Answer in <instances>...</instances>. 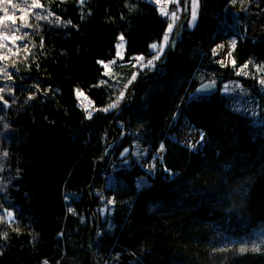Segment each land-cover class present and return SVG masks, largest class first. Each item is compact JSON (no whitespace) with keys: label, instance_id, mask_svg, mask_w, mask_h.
Returning a JSON list of instances; mask_svg holds the SVG:
<instances>
[{"label":"trees","instance_id":"trees-1","mask_svg":"<svg viewBox=\"0 0 264 264\" xmlns=\"http://www.w3.org/2000/svg\"><path fill=\"white\" fill-rule=\"evenodd\" d=\"M199 1L198 22L170 56L167 73L142 82L134 106L119 115L122 103L102 109L122 91L127 95L134 73L135 79L151 73L135 58L156 55L150 46L160 45L168 27L154 3L0 5V16L15 14V27L21 15L32 25L18 32L9 30L11 21L0 25V68L12 76L0 73V95L8 101L0 102V216L4 209L15 216L0 223V233H8L0 239V264H91L89 195L97 264H264V86L258 83L264 71L256 67L264 66V36L254 32L250 5ZM32 12H54L62 23ZM24 32L30 35L16 39ZM121 34L124 59L105 75L97 62L116 59ZM245 63L248 75H237ZM212 81L216 94L197 91ZM78 90L93 102L91 118ZM185 119L205 135L196 149L171 135ZM115 133L118 141L94 180ZM253 242L260 252L240 253Z\"/></svg>","mask_w":264,"mask_h":264},{"label":"snow or ice","instance_id":"snow-or-ice-1","mask_svg":"<svg viewBox=\"0 0 264 264\" xmlns=\"http://www.w3.org/2000/svg\"><path fill=\"white\" fill-rule=\"evenodd\" d=\"M23 2L25 4L28 3V0H23ZM77 2L79 3V5L83 6L85 3H86V0H77ZM154 2L156 3H159V0H154ZM175 2L178 4L179 3V0H175ZM230 2L232 4H236L237 3V0H230ZM240 2L243 4L245 2V0H240ZM0 5H13V0H0ZM189 6H190V19L188 20V26L189 27H194L195 26V23L198 19V7H199V0H186V3H185V10H189ZM14 8L18 7V5H13ZM31 8L32 9H41L43 10V5L40 3V0H31ZM5 13H7V8H4L2 9ZM32 16H34L36 19L38 20H48L49 19V16H54L55 17V20L54 21H49L50 23H55L56 25H60L62 23L61 19L59 16H57L54 12H50L48 13V15H44V16H41L39 12H32L31 13ZM165 15H167V13H165ZM171 17H172V20H173V23H169L168 24V27L165 31V34H164V37H163V41L164 43L160 46V49L159 51L162 52L163 51V48L165 46L168 45V43L170 42V34L172 33V30H173V24L175 22V19H177V16H176V13L175 12H172L171 13ZM83 15L81 16V19H83ZM11 21V24L14 26L12 27L11 30L12 32H18V31H21L22 29H25V28H31L32 25L30 23H28L26 20H25V17L24 15H21L19 17V20L21 21L20 25L18 27H15V25L17 24V19H16V16L15 14L13 15H5V16H0V25H4L5 28H8V25L5 24V21ZM68 25H71V21H67L66 22ZM30 33L28 32H24V35L22 37H16V39H23L24 37L26 36H29ZM3 36V30H0V37ZM119 41H124L125 40V37L123 34H121L119 36ZM236 44H237V41L235 39L231 40L230 41V47L234 50L235 47H236ZM43 45V40H41V46ZM123 45L122 44H118L117 45V57H120V52H119V48L122 47ZM5 47V45L3 43H0V48H3ZM25 48H27V45L25 44L24 45ZM152 49H157V44H152L150 46ZM218 48H222L223 45H217ZM31 54V53H29ZM213 55H216V50L213 49ZM229 56H231V52L228 53ZM4 57L2 55H0V60H2ZM122 59V57H120ZM160 58L159 54L153 56L152 60H148L147 61V65L148 66H155L154 65V61L155 60H158ZM137 61H142L143 60V57H136L135 58ZM97 63L103 65V67L105 68V75H108L109 72L111 71L110 69V65L111 64H115L116 63V60H112V61H109L108 63H105L104 61H98ZM223 66V62L221 61L220 62ZM248 63H251V61H249ZM248 63H245L244 65H242L240 67V69L237 70V75H240V74H244V75H248L247 72H243V69H246L248 67ZM232 65L233 67H236V62L235 60L232 61ZM135 66V65H134ZM257 70L258 71H264V66H260V65H257ZM0 73H3L7 79L11 80L12 79V76H11V73H8L7 72V69L6 68H0ZM136 73H134L131 77V79L128 81V83H132L133 80H135L136 78ZM102 83H106V82H102ZM258 83L261 84L262 86H264V76H262L259 80H258ZM215 84V81H212L210 82L206 87L207 88H211L213 85ZM237 87H239V85H237ZM205 90V86L202 85L201 86V89H198L197 91H204ZM224 90L227 91L228 90V85H225L224 86ZM5 91L4 88H0V93H3ZM9 91H11V89H9ZM82 93H79V90H78V95H81ZM34 93L29 95L28 99H33L34 98ZM125 96V93L122 91L119 95V97L112 103L108 106V108H105V109H102L103 111H108L110 108H115L120 100H122ZM0 102L3 103V106L4 107H7L8 106V101L4 99V97L2 95H0ZM88 118H91V112L88 113ZM0 119H2V117H0ZM5 127H7V125H5ZM201 139H203V136H201ZM161 150H163V145H161ZM125 152H127L128 150L125 149L124 150ZM4 156H7V153H3ZM123 155V153H122ZM151 167V166H150ZM0 171H3V168L0 167ZM108 204L112 205L115 203V200L114 198H111L107 201ZM2 207V206H0ZM69 211H73L71 208H69ZM4 212H5V215L4 216H0V223H4V222H7V221H11V220H14L15 219V216H14V212L13 211H9L8 209H4ZM16 231H19V229H15ZM7 236H8V233L7 232H2L0 233V239H7ZM260 243H264V241H261ZM260 243H256V242H253L252 244V247L249 249V247L246 245V244H242L239 251L240 253H245V252H248V251H252V252H260L261 251V247H260ZM225 249H219V251H223ZM43 264H48V261L45 260L43 262Z\"/></svg>","mask_w":264,"mask_h":264},{"label":"rangeland","instance_id":"rangeland-1","mask_svg":"<svg viewBox=\"0 0 264 264\" xmlns=\"http://www.w3.org/2000/svg\"><path fill=\"white\" fill-rule=\"evenodd\" d=\"M150 1L158 7V10L162 15L167 17L168 24L173 23V20L171 17L172 12H175L176 16H177V19H175V22L173 24L172 33L170 34V42L168 43L167 46H165L163 48L162 52H160L159 49H160V46L164 43L163 40L156 49V55L159 54L160 58L158 60L154 61L155 66L153 67V66L147 65V61L152 60L153 57H151V58L143 57L142 61H137L136 59L134 61L136 66L140 67L141 69H144V68L150 69L151 73H153L157 69L158 64L160 63V61L163 58V55L164 54L166 55V53L168 52V49L171 45L175 31L178 27V24L182 18L183 12H184V4H183L184 1L179 0L178 4L175 2V0H159V3L154 2V0H150ZM241 5H243V6L244 5H250V7L252 9L250 16H252V19H253V20H251V22L253 23V26H254V32L261 35V36H264V0H245V2L243 4L241 3ZM165 13H167V15H165ZM199 13H200V1H199V7H198V18H199ZM197 22H198V19L195 23V26H196ZM194 27L188 26V29H194ZM120 44L123 45L122 47L119 48L120 57H122V59L120 57H116V59H115L116 61L117 60L123 61V59H124L125 42L123 41ZM105 63H108V62H105ZM109 67H110V69H113L114 64H111ZM135 80H136V83L134 84V86L131 87L130 91L127 93L126 96H124V98L122 100H120V102L117 106H120L121 103H122V107H124L126 105L127 109L132 108L134 106V104L136 102V95H137L136 90H137L138 86L142 83V82H140L141 79H135ZM148 80H150V79H148ZM145 81H147V80H145ZM79 93H82L81 95L77 94V98L79 100L80 106L88 114L89 112H91L94 109L93 108V106H94L93 102L85 95V93H83V92H79ZM131 98L133 99V101L131 100ZM171 135L175 140H177V141H179V142H181V143H183V144H185L191 148H194V149L201 146V144L204 142V139H205L204 133L201 130L192 127L187 119H185L183 121L181 127L177 131L173 132ZM201 136H203V139H201Z\"/></svg>","mask_w":264,"mask_h":264},{"label":"water","instance_id":"water-1","mask_svg":"<svg viewBox=\"0 0 264 264\" xmlns=\"http://www.w3.org/2000/svg\"><path fill=\"white\" fill-rule=\"evenodd\" d=\"M183 1H184V12H183L182 18L178 24V27L175 31V34H174V37L172 39L171 45L168 49V52L166 53L164 58L158 64L156 72H154L153 74L149 73V74L145 75L144 78L140 80V82H144L145 80H148V79H151V80L158 79L167 73L168 67H166V65L168 64V60H169L170 56L176 54L179 45L183 42V39H184L186 32H189L188 20L190 19V6H189V10H185L186 0H183ZM208 84L209 83L204 84L205 90L200 91L201 94L204 96H212V95L216 94L218 92L217 83H215L211 88L206 87ZM199 89H201V87ZM131 100L133 101L132 98H131ZM126 109L127 108L125 105L124 107H122L119 110L118 115L121 114ZM116 119H117V117H115L114 121H116ZM117 141H118V135L115 133L113 139L108 144L104 159L99 160L96 163L94 180L96 178L97 172L100 171L101 169H103L106 161L109 159V156H110L115 144L117 143ZM90 190L91 189H89L88 191L90 192ZM87 212H88V215L90 218V225H91L89 232H88V238H87L88 246H87V248H88V252L90 254L91 264H97L95 254H94L95 243H96V234H97V218H96V215L94 213L93 204H92V200H91L90 195L88 198V211Z\"/></svg>","mask_w":264,"mask_h":264},{"label":"bare ground","instance_id":"bare-ground-1","mask_svg":"<svg viewBox=\"0 0 264 264\" xmlns=\"http://www.w3.org/2000/svg\"><path fill=\"white\" fill-rule=\"evenodd\" d=\"M251 12H252V11L249 12L248 17L250 18V20H253V19H252V16H250V15H251ZM206 84H207V83H206Z\"/></svg>","mask_w":264,"mask_h":264}]
</instances>
